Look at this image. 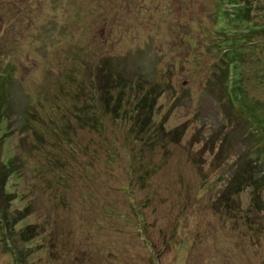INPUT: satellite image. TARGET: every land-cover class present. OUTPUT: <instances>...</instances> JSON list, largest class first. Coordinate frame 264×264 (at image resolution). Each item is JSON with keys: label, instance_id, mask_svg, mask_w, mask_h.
Here are the masks:
<instances>
[{"label": "rangeland", "instance_id": "obj_1", "mask_svg": "<svg viewBox=\"0 0 264 264\" xmlns=\"http://www.w3.org/2000/svg\"><path fill=\"white\" fill-rule=\"evenodd\" d=\"M220 13L214 0H0V175L18 166L0 208L22 219L9 244L0 228V264H264V157L255 205L219 196L235 159L264 150L222 104ZM91 70L100 88L109 73L155 88L160 142L135 148L118 120L77 113L95 102ZM248 88L264 107V83Z\"/></svg>", "mask_w": 264, "mask_h": 264}, {"label": "trees", "instance_id": "obj_2", "mask_svg": "<svg viewBox=\"0 0 264 264\" xmlns=\"http://www.w3.org/2000/svg\"><path fill=\"white\" fill-rule=\"evenodd\" d=\"M214 1L216 3V14L218 15L221 12V16L218 17H222L226 21L225 26L217 28L216 34H219L214 38L213 42H210V49L213 53L220 51L227 58L224 61L223 84L218 87L220 94L224 98L226 97L222 104L225 110H227L226 114L229 115L231 121L242 119L250 127V133L245 134L244 139L252 140L249 137L256 136L252 135L254 134L252 133L253 131L256 134L261 133L264 136L263 102L255 99L248 88L250 83H264V10L260 9V5L264 0ZM225 3L227 5H223ZM230 5H233V8ZM224 6L231 7V12L234 15L233 19H231V14L228 15V13L222 11L224 10ZM225 49L228 50L224 52ZM258 52L260 53L257 54ZM1 58L0 66L2 68V62H8V60L3 59L0 55ZM91 72L94 77L92 79L93 85L91 84L93 87L90 93H87L89 97L85 98L84 103L88 101L95 102L81 106V110L79 111L78 108L77 113L84 114L89 109V112L95 118L93 121L96 126L103 123L102 117L108 118L113 123H116L118 120L121 128L128 129V136L134 135L137 137L133 140L134 144L136 143L135 148L138 142L142 146L145 145L144 142L146 141L156 142L158 140L160 142L156 137L160 133L162 134L164 124L163 122H159V120L154 122L156 106L155 88L147 90L140 82L136 84L131 77L128 79H120L115 77L113 73H109L108 75L111 79L107 81L111 84L107 86L104 84L103 87L106 88L104 89L98 87V83L95 82V78H99L95 70H91ZM100 75L102 74L100 73ZM62 87L63 84H61ZM77 92L79 91L71 89V93L65 95V100L74 98ZM113 97H115L114 101L112 100ZM221 100L219 101V108ZM58 105L60 107L57 110H61L63 104ZM55 108L53 106L52 110ZM61 113H64V110ZM61 117H63V114ZM77 117L79 120L81 119L79 115ZM226 124L227 126L230 125L229 123ZM57 126L58 124L55 125L56 128ZM211 136L214 135L210 130L207 137ZM256 137L255 139L259 138V136ZM243 142L246 141L243 140ZM263 157V149H258L253 163L247 157L238 156L234 161L237 163H235L231 170V177L229 180H225V189L221 192L222 195L219 193V196L239 197L240 194L249 191L252 201L251 205H255V197L260 195L259 186L261 181L257 178L260 175L254 177V181H252V174L255 175L257 173V168H259L258 163L260 161L263 162ZM131 158L133 159V156L126 158L124 154L122 161L127 163L129 173L133 175L136 171L135 165H138V163L132 161ZM13 162L11 160L8 164H4L3 168L7 169L8 172H6L4 177H2L4 171L0 175V197L2 199L5 198L3 192L6 189L7 181L17 172L18 166L16 165V161L14 164ZM141 176L137 178L143 179ZM3 222H5L6 226ZM10 222L12 224H9ZM21 222L22 219H19L15 215L11 218L6 209L0 208V228L2 229L7 244L17 238L15 226ZM20 233L21 237L25 240L29 236V233L26 231H21ZM10 254L13 255L15 253L11 251Z\"/></svg>", "mask_w": 264, "mask_h": 264}]
</instances>
